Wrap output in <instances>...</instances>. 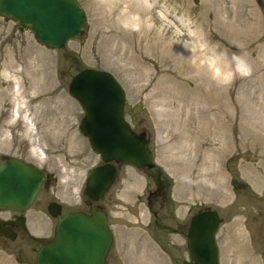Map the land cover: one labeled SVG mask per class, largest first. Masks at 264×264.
Here are the masks:
<instances>
[{"label":"rangeland","instance_id":"obj_1","mask_svg":"<svg viewBox=\"0 0 264 264\" xmlns=\"http://www.w3.org/2000/svg\"><path fill=\"white\" fill-rule=\"evenodd\" d=\"M77 2L83 33L58 50L0 17L1 50L14 48L33 67L43 63L46 91L60 96L53 105L69 122L66 134L52 135L39 121L29 131L21 121L8 125L10 106L0 113V154L21 156L55 180L27 210L26 231L0 239V264H36L56 224L44 199L59 201L62 213L87 212L83 189L102 162L79 131L83 109L68 92L85 69L120 84L124 117L146 134L154 164L117 166L114 185L97 203L114 238L106 264H193L186 229L206 210L220 218L219 264H264V0ZM159 184L165 196L162 207L151 200L155 217L147 201Z\"/></svg>","mask_w":264,"mask_h":264},{"label":"water","instance_id":"obj_2","mask_svg":"<svg viewBox=\"0 0 264 264\" xmlns=\"http://www.w3.org/2000/svg\"><path fill=\"white\" fill-rule=\"evenodd\" d=\"M0 17L28 28L34 39L49 49H62L81 35L85 17L77 0H0ZM68 92L83 109L79 130L102 162L93 168L83 196L88 213L61 215L52 203L56 219L52 239L35 255L36 264H106L113 243L108 217L95 204L102 200L117 178L116 165L138 170L154 167L146 134L132 130L124 117L125 95L109 73L85 69L73 76ZM44 174L31 165L10 158L0 165V209L26 212L37 195ZM57 205V207H55ZM220 225L217 211L194 214L187 230L186 247L193 264H219L215 235ZM16 236L0 226V237Z\"/></svg>","mask_w":264,"mask_h":264},{"label":"bare ground","instance_id":"obj_3","mask_svg":"<svg viewBox=\"0 0 264 264\" xmlns=\"http://www.w3.org/2000/svg\"><path fill=\"white\" fill-rule=\"evenodd\" d=\"M1 49L0 44V113L7 106L12 108L8 125L21 121L29 131L32 125L39 121L49 134L60 135V131L66 134L65 128L69 122L62 113L63 110L61 108L58 110V107L53 105V100H60V96L51 97L46 91L47 77L43 63L33 67L24 61L14 48ZM174 77L176 78L177 75L174 74ZM219 83H221L220 75L214 77V84ZM207 104H209L207 112L213 110L212 102ZM217 126L220 127L219 123ZM37 140V138L32 139L35 147L31 152L39 157L42 152Z\"/></svg>","mask_w":264,"mask_h":264},{"label":"flooded vegetation","instance_id":"obj_4","mask_svg":"<svg viewBox=\"0 0 264 264\" xmlns=\"http://www.w3.org/2000/svg\"><path fill=\"white\" fill-rule=\"evenodd\" d=\"M10 158H16L18 160H21V161L27 163L28 165H31L32 167L36 168L38 171H40V172H42L44 174V179H43V181H42V183L40 185V188H39V191H38L37 195L34 198L33 203L35 202L36 198L38 197V195L41 192H43L44 194H48L49 193L48 190H49L50 184L55 182V180H52L51 176L43 168L35 165L33 162L27 161L25 158H23L21 156H6L4 154H0V165L3 164L4 162H6ZM163 191H164L163 185L159 184L158 190H155V192H153V193H149L147 202H148V209H149V211L151 210L152 216L154 215L156 217L157 215L152 210L151 200L153 199L154 201H159L160 203H156V204H158L159 207H162V203L164 202V196H165ZM52 203H56L59 206V210H60L62 215L65 214V213H62V205H60L59 201H57L55 199H52V200L44 199L43 205L45 206V210L47 211V214H48L49 217L53 218L48 212V207ZM57 205H55V207H57ZM96 206L98 208H100L97 204H96ZM26 212L19 213V212H16V211H8V210H1L0 209V226L2 228H6V229L10 230V232L12 234H14L16 236V239H17L18 236L20 235V233H23L22 231H26V229H27L26 228V219H25ZM73 212H75V211H73ZM81 212H84V211H81ZM84 213H88V209H87V212H84ZM189 224H190V220H189V223H188V226H187V229H186V242H187V230H188ZM0 239H4V240H9L10 241L9 238L3 237V236L0 237ZM50 240L45 241L43 243V245L45 243H47L48 241H50ZM187 252H188V250H187Z\"/></svg>","mask_w":264,"mask_h":264}]
</instances>
